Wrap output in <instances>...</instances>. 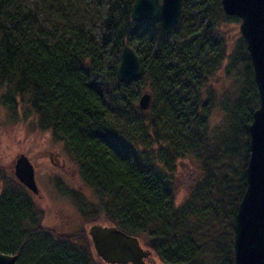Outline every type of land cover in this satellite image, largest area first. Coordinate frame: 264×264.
Here are the masks:
<instances>
[{
  "label": "trees",
  "instance_id": "trees-1",
  "mask_svg": "<svg viewBox=\"0 0 264 264\" xmlns=\"http://www.w3.org/2000/svg\"><path fill=\"white\" fill-rule=\"evenodd\" d=\"M134 1L0 0V105L12 115L30 110L63 147L96 200L90 205L71 195L85 201L79 210L85 220L137 238L163 264H234L248 128L259 106L243 38L231 57L243 69V85L221 123L228 133L240 125L242 149L234 130L228 141L219 129L207 133L212 103L202 89L226 58L219 24L239 19L225 16L220 0H182L177 24L165 31L157 20L133 22ZM125 46L140 73L119 83ZM145 93L151 105L142 111ZM185 158L203 176L177 204L175 166ZM6 182L0 253L16 255L17 264H97L86 232L65 237L42 227L28 190Z\"/></svg>",
  "mask_w": 264,
  "mask_h": 264
},
{
  "label": "water",
  "instance_id": "water-1",
  "mask_svg": "<svg viewBox=\"0 0 264 264\" xmlns=\"http://www.w3.org/2000/svg\"><path fill=\"white\" fill-rule=\"evenodd\" d=\"M227 17L240 20V34L246 43L259 106L252 115L249 133V159L246 189L234 221V264H264V0H220ZM182 0H135L130 18L135 23L159 21L163 30L174 27L181 15ZM140 63L134 51L125 46L117 70L119 83L138 78ZM142 111L151 105V96L143 94L138 102ZM13 176L33 195L38 194L34 168L24 155L14 163ZM93 251L103 264H152V252L140 241L112 225L88 227ZM16 255L0 253V264H17Z\"/></svg>",
  "mask_w": 264,
  "mask_h": 264
},
{
  "label": "rangeland",
  "instance_id": "rangeland-1",
  "mask_svg": "<svg viewBox=\"0 0 264 264\" xmlns=\"http://www.w3.org/2000/svg\"><path fill=\"white\" fill-rule=\"evenodd\" d=\"M240 23L239 20L238 23L219 24L218 34L224 40L226 58L221 68L205 83L202 97L205 101L208 100L212 103L207 133L209 130L219 129L220 140L226 134V141H228L234 130L238 137V147L242 149L243 143L239 139L241 136L238 131L240 125L232 127L228 133L221 124L225 119L224 114L229 112L230 105L236 99L235 96L238 97L237 93L243 85V69L234 67L231 63V57L242 38L239 30ZM235 69L237 70L234 74H228ZM21 109L16 115H12L0 105V193L4 184L7 183L6 179L7 181H16L13 176L14 163L19 155H24L34 168L38 194L33 195L28 192L42 212V227L66 237L73 233L78 234L80 231L87 233L88 227L93 224L108 225L109 223L104 221L90 223L81 215L79 210L80 207H83L82 201L75 203L71 195H80L87 204L95 205L94 195L82 182L77 168L65 154L63 147L54 140L49 132L38 127L37 118L30 110ZM212 134L214 132L210 134V137ZM240 160H242V155ZM235 162L237 178L241 169L239 160L236 159ZM202 176L203 171L195 160L185 158L176 163L174 179L177 204H182L188 199L196 185L202 180ZM84 202L82 203L84 204ZM87 240L97 264H103L93 251L90 238L88 237ZM152 257V264H163L154 254Z\"/></svg>",
  "mask_w": 264,
  "mask_h": 264
},
{
  "label": "flooded vegetation",
  "instance_id": "flooded-vegetation-1",
  "mask_svg": "<svg viewBox=\"0 0 264 264\" xmlns=\"http://www.w3.org/2000/svg\"><path fill=\"white\" fill-rule=\"evenodd\" d=\"M16 179V178H15ZM17 180V179H16ZM18 181V180H17ZM19 182V181H18ZM20 183V182H19Z\"/></svg>",
  "mask_w": 264,
  "mask_h": 264
}]
</instances>
